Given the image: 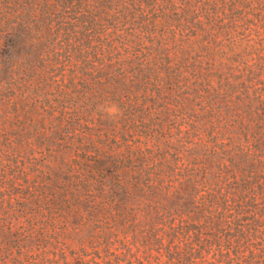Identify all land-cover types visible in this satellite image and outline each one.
<instances>
[{"label": "trees", "instance_id": "obj_1", "mask_svg": "<svg viewBox=\"0 0 264 264\" xmlns=\"http://www.w3.org/2000/svg\"><path fill=\"white\" fill-rule=\"evenodd\" d=\"M9 47L0 236L21 264H264V0H0ZM54 132L65 173L29 157Z\"/></svg>", "mask_w": 264, "mask_h": 264}, {"label": "rangeland", "instance_id": "obj_2", "mask_svg": "<svg viewBox=\"0 0 264 264\" xmlns=\"http://www.w3.org/2000/svg\"><path fill=\"white\" fill-rule=\"evenodd\" d=\"M11 10H5L3 14V24L4 29H10L16 23H21V20L15 19V17L10 16ZM20 41V38H18ZM17 49V48H16ZM5 53L3 57L0 58V145H7V140H9L10 133L12 130L9 129L7 121L10 117L14 116V102L16 97L21 94V48L13 50L10 47L4 50ZM173 120H167L166 129L168 126H174ZM142 124L139 123H122L121 128H125V133H121L118 136H129L128 139H131L130 136H136L139 132L137 129ZM85 127L80 129L85 131ZM137 128V129H136ZM79 129V127H77ZM165 129V131H166ZM79 130V131H80ZM55 131V130H54ZM78 131V130H77ZM76 132L78 136H74V140L79 138L80 132ZM14 133L17 134L18 130L15 128ZM56 134V132H54ZM167 136H170L171 133L166 131ZM172 133H175L172 130ZM7 134V135H6ZM64 134H56L57 138L52 137L50 140L46 141L40 139L36 142L33 148V151L29 153V157L33 158L37 168L40 170L49 171L50 173L58 172L65 173L68 167V162L71 159H74L73 153L65 149L66 146L64 140L59 141V138L65 137ZM68 135H74L72 132ZM116 137L111 138L113 142ZM11 212V205L5 203L2 208H0V223L8 227L9 225V216ZM19 239L14 237L12 233L6 230L0 236V264H14V261H17L18 264H21V243L19 244Z\"/></svg>", "mask_w": 264, "mask_h": 264}, {"label": "clouds", "instance_id": "obj_3", "mask_svg": "<svg viewBox=\"0 0 264 264\" xmlns=\"http://www.w3.org/2000/svg\"><path fill=\"white\" fill-rule=\"evenodd\" d=\"M118 113V109H116L115 107H113L112 109L109 110V115H116Z\"/></svg>", "mask_w": 264, "mask_h": 264}]
</instances>
